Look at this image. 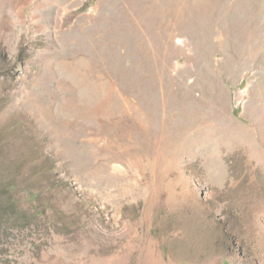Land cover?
<instances>
[{"label": "rangeland", "instance_id": "1", "mask_svg": "<svg viewBox=\"0 0 264 264\" xmlns=\"http://www.w3.org/2000/svg\"><path fill=\"white\" fill-rule=\"evenodd\" d=\"M0 264H264V0H0Z\"/></svg>", "mask_w": 264, "mask_h": 264}, {"label": "crops", "instance_id": "2", "mask_svg": "<svg viewBox=\"0 0 264 264\" xmlns=\"http://www.w3.org/2000/svg\"><path fill=\"white\" fill-rule=\"evenodd\" d=\"M217 145H231V143H228V144L227 143H224V144L220 143V144H217Z\"/></svg>", "mask_w": 264, "mask_h": 264}, {"label": "trees", "instance_id": "3", "mask_svg": "<svg viewBox=\"0 0 264 264\" xmlns=\"http://www.w3.org/2000/svg\"><path fill=\"white\" fill-rule=\"evenodd\" d=\"M14 206V205H13Z\"/></svg>", "mask_w": 264, "mask_h": 264}]
</instances>
